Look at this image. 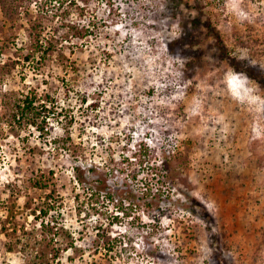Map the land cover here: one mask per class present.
Here are the masks:
<instances>
[{
    "label": "rangeland",
    "instance_id": "obj_1",
    "mask_svg": "<svg viewBox=\"0 0 264 264\" xmlns=\"http://www.w3.org/2000/svg\"><path fill=\"white\" fill-rule=\"evenodd\" d=\"M78 1L69 18L95 35L63 41L68 67L32 70L30 21L57 24L66 3L0 0V264H264V0ZM83 76L96 109L64 93L61 79ZM29 88L56 100L44 131L8 124ZM74 165L111 196L78 188ZM48 193L59 244L32 214Z\"/></svg>",
    "mask_w": 264,
    "mask_h": 264
},
{
    "label": "trees",
    "instance_id": "obj_2",
    "mask_svg": "<svg viewBox=\"0 0 264 264\" xmlns=\"http://www.w3.org/2000/svg\"><path fill=\"white\" fill-rule=\"evenodd\" d=\"M80 1L82 2L83 0ZM166 1L168 6H175V8H178L181 5L188 7V3L184 0ZM64 2L66 3V8L60 14L61 19L57 24L45 26L41 20L30 21L28 35L30 36L31 42L30 46L25 49L21 60L23 64H28L32 70H39L40 67L47 64V62H49L53 56H56V61L61 67H68L70 65L68 62H74L70 61V59L64 55L63 41L66 39L69 40V38H75L82 41L91 36V34L95 35V31H93L95 26L91 23V21H88V23L85 24L81 19L73 20L69 18V14L71 13L70 10L73 6L75 7V10H78L79 14H83V12L86 10L85 5L81 4L78 0H60V6ZM46 19H48V17H46ZM185 26L188 27L187 24H185ZM208 30L210 34L216 39V42L221 50L225 51L226 47L219 33L212 27H208ZM180 39V36L175 37L173 39L174 41L169 43V47H173ZM71 44L76 43L73 41ZM71 50H73L72 45ZM228 58L233 69L239 71L240 64L237 62V59L235 57ZM248 68L247 66L244 67L247 76L258 80V78L253 75L252 71H250L251 69ZM86 80L87 77L83 76L77 81L74 79H72V81L61 79V82L64 88V93L67 94V96L70 94L76 100V102H78L77 104H79L80 108H83L88 102L86 106L90 107L91 109H96L99 106V99L88 101L87 89L82 86V84L85 85ZM258 81L261 82V80ZM11 98V105L10 108H8V124L12 126V128L22 127L30 124L35 125L37 129L44 131L45 125L42 123H45L46 118H54V116L58 114L56 109L58 107L56 105L57 103L54 95L48 90L43 91V94H41L37 91V89L29 88L25 92L15 93ZM161 166L164 171L170 173L169 162L167 159H163L161 161ZM72 169V178L78 188L80 186L84 190H88L90 195H93L94 193L101 194L103 192V194H106V196H111L112 192L106 190L105 178L100 175L95 178L88 176L87 172L94 174V166L85 169L80 165H74ZM48 173L49 176L44 173H40L39 175L37 173L33 174L34 177H31L30 180L34 186L45 188L53 177L52 170H49ZM136 176V172H131L127 175L130 180L135 179ZM50 198H53L52 195L50 193L46 194L44 196V200H41L40 204H36L32 210V214L34 216L41 214V229L58 236V238H56L53 242L54 244H59V238L63 232H66V227L63 224L57 225V223L53 222L51 219H46V217L49 216L52 213V210H54L56 207L54 203L49 202ZM53 229L54 231L51 232ZM53 234L52 238L54 237ZM67 236L70 237L69 248H76L75 241L73 240L74 237L70 233ZM39 256L40 255H38V257ZM41 256L43 257L44 254ZM220 264L226 263L223 259H221Z\"/></svg>",
    "mask_w": 264,
    "mask_h": 264
}]
</instances>
